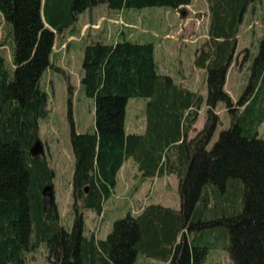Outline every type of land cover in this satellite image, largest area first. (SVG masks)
I'll use <instances>...</instances> for the list:
<instances>
[{"label":"trees","instance_id":"obj_1","mask_svg":"<svg viewBox=\"0 0 264 264\" xmlns=\"http://www.w3.org/2000/svg\"><path fill=\"white\" fill-rule=\"evenodd\" d=\"M191 1L0 0L11 49L8 66L1 51L6 44L0 42V264H29L28 254L38 244L51 264H136L140 256L204 264L219 242L233 264H264V139L257 134L264 121V38L255 57L244 55L250 74L241 96L233 100L225 90L240 28L261 0H205L207 38L193 57V67L205 75V97L159 71L153 41L85 44L80 84L94 100V128L77 133L70 120L69 228L54 204L44 212L42 189L53 184L55 173L30 149L48 114L40 79L54 68L56 35L99 5L112 11L179 10ZM133 98L147 100L141 134L125 131L126 106ZM219 103L230 124L209 146L220 124ZM203 104L204 125L190 137ZM128 159L143 178L176 175L179 208L150 204L114 220L103 240L85 236L84 211L102 214Z\"/></svg>","mask_w":264,"mask_h":264},{"label":"rangeland","instance_id":"obj_2","mask_svg":"<svg viewBox=\"0 0 264 264\" xmlns=\"http://www.w3.org/2000/svg\"><path fill=\"white\" fill-rule=\"evenodd\" d=\"M250 10L237 37L236 61L227 75L225 90L233 100L241 96L248 83L249 65L244 60V55L255 57L259 51V42L264 38V0ZM124 11L115 12L101 5L79 15L73 28L56 35L50 60L54 68L46 69L40 79V87L48 95V114L40 122L39 140L43 144L45 158L55 173L52 184L53 204L60 222L67 228L73 217L74 159L70 146V120L77 133L91 132L94 128V100L85 96L80 84L82 49L85 44L93 41L111 43L121 38L139 40L153 37L159 49H162V45L169 48L172 57L171 60L170 58L163 60V57L158 55L161 72L170 75L176 83L193 92H199L204 96L206 94L204 72L193 67L194 50L207 38L208 16L202 4H198L195 10L190 7L179 10L154 7ZM6 35V27L0 17V42L5 41L6 44L1 51L6 64L10 66L11 49ZM159 53L163 55L161 51ZM146 103L147 100L143 98L128 100L125 116L126 133L137 134L143 131ZM217 114L220 124L209 146L217 139L219 132L228 128L230 124L222 103L217 105ZM205 116V111H200L194 125L195 132H192L190 137L202 129ZM257 134L259 138L264 139V121L257 128ZM177 188L176 175L143 178L134 161L128 159L122 166L119 185L115 187L116 192L104 203L102 214L84 211L87 236L93 234L100 239L105 238L114 220L125 217L128 213L137 215L150 204L178 208ZM223 245L217 243L204 264H233ZM28 263L51 264L47 260L43 245L38 244L28 254ZM136 264L168 263L140 256Z\"/></svg>","mask_w":264,"mask_h":264},{"label":"crops","instance_id":"obj_3","mask_svg":"<svg viewBox=\"0 0 264 264\" xmlns=\"http://www.w3.org/2000/svg\"><path fill=\"white\" fill-rule=\"evenodd\" d=\"M198 4H202V6L204 7V10H205V12H206V14H207V4H206V1L205 0H192L191 1V3L189 4V5H187V6H185V7H190L191 9L193 8L194 10L196 9V8H198ZM99 6H101V5H99ZM103 6H105V5H103ZM98 7V6H97ZM96 8V7H95ZM115 12H125L124 10H120V11H115ZM207 16H208V14H207ZM207 33V32H206ZM142 39H145V40H150V41H153V43H154V47H155V59H156V62H157V64H158V68H159V56L160 57H163V60H166V59H169L170 58V60L172 59V57L170 56V52H169V48L167 47V46H163L162 45V49H159V46H158V43L155 41V39H153V37H145V38H142ZM175 50H177V49H175ZM159 51H161L162 53H163V55H160V53H159ZM159 55V56H158ZM168 57V58H167ZM159 71L161 72V70L159 69ZM161 73H163V72H161ZM163 74H165V73H163ZM168 75V74H167ZM170 76V75H169ZM226 81H227V79H226ZM225 88H226V84H225ZM190 90V89H189ZM201 94V93H200ZM203 97H205L206 96V94H205V96L203 95V94H201ZM202 110H204L205 111V105L203 104L202 105V107H201V109H200V111H202ZM200 113V112H199ZM143 131H144V129H143ZM143 131L142 132H140V133H137V134H141V133H143ZM121 169H122V167H121ZM121 169L119 170V172L117 173V176H116V188H117V186L119 185V178H120V176H121ZM116 192V189L114 188V190H113V192H112V194H111V196H110V198L114 195V193ZM109 198V199H110ZM108 201V200H107ZM166 207V206H165ZM179 208V207H178ZM178 208H173V209H178ZM85 218V217H84ZM109 233V232H108ZM107 233V234H108ZM84 234H85V236H87V234H86V221H85V230H84ZM106 234V235H107ZM91 235H93V234H91ZM90 234H89V237L91 236ZM96 239H98V240H103V239H100V238H98L97 236H95V235H93ZM88 237V236H87Z\"/></svg>","mask_w":264,"mask_h":264},{"label":"water","instance_id":"obj_4","mask_svg":"<svg viewBox=\"0 0 264 264\" xmlns=\"http://www.w3.org/2000/svg\"><path fill=\"white\" fill-rule=\"evenodd\" d=\"M30 154L33 157L45 158L44 147L40 140H37L30 149ZM87 192V189H85ZM43 207L44 212H48L53 205L54 190L52 185H46L42 189Z\"/></svg>","mask_w":264,"mask_h":264}]
</instances>
